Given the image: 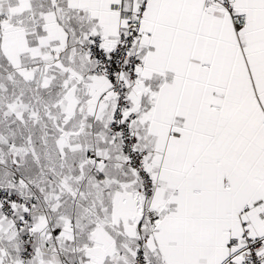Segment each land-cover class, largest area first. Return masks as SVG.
Returning <instances> with one entry per match:
<instances>
[{"label": "snow or ice", "instance_id": "obj_1", "mask_svg": "<svg viewBox=\"0 0 264 264\" xmlns=\"http://www.w3.org/2000/svg\"><path fill=\"white\" fill-rule=\"evenodd\" d=\"M0 264H264V0H0Z\"/></svg>", "mask_w": 264, "mask_h": 264}]
</instances>
